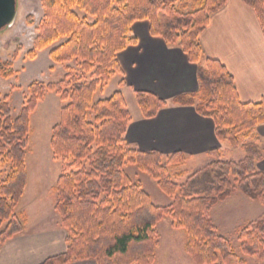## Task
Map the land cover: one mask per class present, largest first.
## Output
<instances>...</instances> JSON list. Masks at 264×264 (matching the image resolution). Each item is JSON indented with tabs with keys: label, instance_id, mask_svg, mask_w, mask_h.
<instances>
[{
	"label": "trees",
	"instance_id": "16d2710c",
	"mask_svg": "<svg viewBox=\"0 0 264 264\" xmlns=\"http://www.w3.org/2000/svg\"><path fill=\"white\" fill-rule=\"evenodd\" d=\"M192 1L42 0L44 18L28 57L65 36L66 41L49 55L54 62L75 60L82 75L67 72L54 83H30L16 117L8 97L0 98V170L11 165L10 173L0 181V226L4 225L0 248L23 232L24 223L15 208L27 185L29 116L46 92L53 90L64 101L60 120L51 130L50 146L53 157L62 161L54 185V209L62 218L66 248L47 257L43 264H69L77 259H92L95 264H152L159 245L156 225L164 215L172 216L173 225L185 230V251L195 264H245L230 240L217 232L209 211L237 186L264 204V170L256 169L263 154L254 133L264 123V98L242 102L223 64L212 58H207L205 66L198 64V90L172 101L195 105L198 113L211 117L217 138L231 147L241 146L245 156L238 161L222 160L219 149L210 148L207 153L213 160L180 183L172 178L170 169L177 168L175 174L181 176L179 167L186 158L183 152L164 156L157 150L142 151L127 144L124 133L131 117L119 89L93 101L95 91L120 71L116 53L136 43V38L129 36L136 20L147 19L152 35L178 44L190 61L199 62V35L209 15L227 0ZM243 2L255 11L264 33V0ZM78 10L85 15L80 17ZM10 66V61H0V74L11 76ZM84 74L89 77L83 78ZM135 98L147 118L167 104L149 91H135ZM249 135L250 141L240 144L241 137ZM126 164L146 171L172 201L155 205L142 185L125 173ZM202 174L209 175L207 185L197 187L194 180ZM238 237L245 254L264 259V217L240 229Z\"/></svg>",
	"mask_w": 264,
	"mask_h": 264
},
{
	"label": "crops",
	"instance_id": "0c3cea01",
	"mask_svg": "<svg viewBox=\"0 0 264 264\" xmlns=\"http://www.w3.org/2000/svg\"><path fill=\"white\" fill-rule=\"evenodd\" d=\"M149 28L147 19L134 21L129 36L135 37L136 43H129L116 53L120 72L112 77H118L116 88L122 92L131 117L124 138L135 149L157 150L164 156L181 151L185 163L188 159L205 157L208 164L212 157L207 151L216 147L221 153L224 142L215 134L213 119L198 113L195 105L175 103L172 99L198 90L197 67L205 66L207 58L218 60L229 71L242 102L263 99L264 33L258 17L243 0H227L209 15L208 24L199 35L202 51L198 63L190 61L181 46L152 35ZM138 90L149 91L167 104L153 117H144L135 98ZM127 97L132 100V109L128 107ZM254 133L263 154L256 166L264 170V123ZM245 139L248 142L251 136ZM23 223V232L7 239L0 248V264H43L47 257L65 250L63 226L55 241L46 232H26V221ZM69 264H95V261L77 259Z\"/></svg>",
	"mask_w": 264,
	"mask_h": 264
},
{
	"label": "rangeland",
	"instance_id": "374dc122",
	"mask_svg": "<svg viewBox=\"0 0 264 264\" xmlns=\"http://www.w3.org/2000/svg\"><path fill=\"white\" fill-rule=\"evenodd\" d=\"M188 2L193 1L188 0ZM16 5L17 15L14 24L0 29V61H10V69L13 71L9 77L0 74V98L5 95L8 97L14 117L18 115L28 95L30 83L34 81L54 83L63 79L67 72L82 75L75 60L63 63L54 62L49 55L51 49L66 41L65 36L36 50L33 58L28 57L27 52L33 47L34 38L38 34V26L44 18L45 11L42 0H16ZM78 14L82 17L85 12L78 10ZM87 19L93 21L94 17L87 16ZM84 77L87 79L89 76L84 74ZM117 79V76L112 77L104 87L97 89L93 94V101L106 98L117 90ZM127 103L132 109V100L128 97ZM134 103L137 106L135 100ZM63 104L64 101L60 99V96L50 90L30 113L29 143L25 155L27 185L15 208V213L26 221V232H46L48 236H53L55 241H58L59 229L62 228V218L54 209V185L61 173L62 161L53 157L50 137L52 127L60 120V110ZM246 141L245 137H241L240 142ZM220 149L222 160L238 161L245 156L242 147H231L227 141L222 143ZM206 160L205 157L188 159L179 167L182 171L181 176L175 174L177 168L170 169L171 176L179 183L184 182L188 176L204 167ZM123 169L133 181L142 185L155 205L164 206L172 201V198L161 191L157 181L146 171L140 170L135 164H126ZM10 171V164L3 165L0 170V181ZM208 177V174L199 175L198 179L194 180V185L206 186ZM209 216L217 232L230 240L233 249L245 260V264H264V259H258L255 255H247L242 251L241 240L238 237L240 229L264 217L263 203L246 196L237 186L230 196L211 207ZM3 227L4 225L0 226V231ZM156 229L159 245L155 249V260L152 264H195L185 251L186 232L183 228L173 225L172 216L164 215L157 223Z\"/></svg>",
	"mask_w": 264,
	"mask_h": 264
},
{
	"label": "water",
	"instance_id": "95a60500",
	"mask_svg": "<svg viewBox=\"0 0 264 264\" xmlns=\"http://www.w3.org/2000/svg\"><path fill=\"white\" fill-rule=\"evenodd\" d=\"M16 15V0H0V29L12 26Z\"/></svg>",
	"mask_w": 264,
	"mask_h": 264
}]
</instances>
